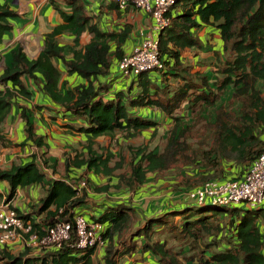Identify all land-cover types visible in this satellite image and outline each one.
Returning a JSON list of instances; mask_svg holds the SVG:
<instances>
[{"label":"trees","instance_id":"1","mask_svg":"<svg viewBox=\"0 0 264 264\" xmlns=\"http://www.w3.org/2000/svg\"><path fill=\"white\" fill-rule=\"evenodd\" d=\"M63 2L71 6L70 12L64 11L56 0H49L62 22L43 35L39 55L30 59L17 46L11 50L10 64L0 74V142L8 143L1 129L8 115L16 112L24 123L25 134L16 145L29 144L31 148L44 150L41 157L32 153L25 161L0 168V182L6 187L0 190V199L8 203L24 226H30L23 234L26 240L35 235L38 242L57 222L65 221L71 224L70 233L74 237L77 214L101 222L107 240L103 264H116L120 254L129 252L128 248L119 251L118 245L135 219L136 210L123 203H106L100 214L88 217L78 212L87 203V194L74 182L92 172L108 178L104 185L96 187L97 191H135L149 174L164 177L165 171L178 165L188 146L184 137L186 125L176 115L184 101L189 100V105L213 106L228 90L237 99V113L230 115L220 110L209 114L211 144L202 148L193 162L183 166L201 162L205 172L210 174L213 170L211 175L219 168L221 178L217 181L240 178L251 160L264 152V0H176L168 12L171 25L158 34L163 67L128 75L118 69L122 74L121 89H115L120 85H116V71L112 69L128 54L121 49L127 31L103 32L92 16L86 14L83 2ZM15 16L8 4L0 3V44L12 29L9 20ZM202 25L217 29L221 46L213 48L214 51L208 42L192 33ZM84 31L91 34V39L78 48ZM65 32L73 33L72 44L57 42V36ZM111 41L117 44L114 51L110 50ZM205 44L208 45L203 48ZM192 47L214 55L210 72L193 71L195 66L204 65V62L196 64L199 60L195 64L183 62L182 52ZM69 76L78 77L79 81L71 84ZM211 76L215 79L210 85ZM179 79L177 86L171 87V80ZM35 94L54 106L28 105ZM43 108L66 113L69 121L62 127L71 135L85 137L80 140V151L77 147L68 151L72 154L65 157L62 167L65 174L56 173L57 163L46 155L51 142L47 143L46 135L35 130L32 109ZM144 108H158L176 120L166 146L162 151L137 146L130 148L126 160L121 155L114 160L108 144L109 138H116L115 133L123 131L126 137H133L157 127L153 119L139 112ZM56 117L50 115L52 120ZM100 137L106 139L99 142ZM229 161H233L236 170L232 176L222 177L224 165ZM127 164L128 170L115 173ZM76 168L80 170L78 178L70 177ZM113 178L115 182L111 184ZM32 186H38L42 193L37 202L28 200L24 208L11 204L17 199L18 190ZM182 200L177 199L173 205L184 204ZM186 200L183 209L171 207L152 215L132 233L143 239L140 246L143 252L154 254L159 264H264L262 203L250 206L244 202L246 209H241L230 205L188 206L194 201L188 196ZM18 244L23 248L16 249L18 252L14 254L13 245ZM2 246L0 259L4 264H93L91 255L95 251L94 247L76 248L74 238L60 248H37L23 241Z\"/></svg>","mask_w":264,"mask_h":264},{"label":"crops","instance_id":"2","mask_svg":"<svg viewBox=\"0 0 264 264\" xmlns=\"http://www.w3.org/2000/svg\"><path fill=\"white\" fill-rule=\"evenodd\" d=\"M56 2L64 11H71V6L63 2V0H56ZM80 2H83L85 4L86 14L92 16V21L96 23L101 31H127L125 40L121 44V49L122 51H124V53H130L132 48L137 45L144 37L157 35L156 31L153 28L154 20L152 19L150 14H148L144 10L137 9L132 6L119 8L115 3H113L112 0H80ZM0 3L8 4L10 9H12L16 13V16L10 18L9 20L13 25L12 29L4 35L3 41L0 44L1 74L3 72V69H5V67L10 64L11 50L16 48L17 46H21L23 48V51L26 53L28 58L35 59L42 49L43 35L51 31L55 25L61 23L62 17L59 12L51 6L49 0H0ZM175 13L176 12L173 11V15ZM192 33L200 36V38L204 42H210L211 39H218L220 41L217 29L210 25H202L198 29L192 30ZM63 38H66L65 41H63ZM73 38V33L65 32L57 36V42L63 45L72 44ZM90 39V33H88L87 31L82 32L78 48L86 45L90 41ZM220 46L221 41L219 42L217 47L213 48L217 49ZM116 47V42L111 41L110 50L114 51ZM189 51H196L197 54L192 57L191 61H186L185 59H183V62L185 64H195L194 62H196V60H199L200 56L201 59L205 57L207 58V60L206 62H204V65L195 66L193 71H209L206 69V67L207 64L212 62L214 55L211 52L201 51L195 47H192L185 49L182 52L181 56L184 58V53H187ZM67 58H70V55H68ZM68 80L71 84H75L79 81V78L75 76H69ZM118 84L119 82L116 81V85ZM1 88L2 85L0 84V89ZM34 104L44 105L48 107L54 106L40 94H35L32 100H30V103H28V105ZM65 114L66 113L62 111H59V113H55L54 111H49L46 108L40 110L32 109V119L35 125V130L37 133L46 135L45 141L47 143L51 142V149L57 148L61 151H69L70 149L68 148H70L71 145L73 147H77V150L79 149L80 151V142L83 141L85 137L83 135H71L70 132H68V129L62 127V125L65 124L68 120ZM50 115L62 117L63 123L62 121H60V119H57V117L55 120H50ZM23 128L24 123L19 117L18 113L13 112L8 115L5 123L2 126L1 133L4 134L6 140L9 141L8 143L0 142V168L4 169L9 167L12 163L17 164L28 159L27 157L23 156L20 151L26 148L28 149L31 146L29 144H27L26 146L16 145L17 143H20L25 137ZM99 142L102 141L99 140ZM77 172H80V170H78L77 168L72 169L69 176H76ZM62 173L65 174L63 169ZM92 174V172L87 173L86 177L92 176ZM147 178L150 181L140 184L138 189L135 191H130L128 189H111L116 193V196L118 195V192L116 191L124 190V201L128 199L127 197L130 195L131 198H136L135 202H106L108 204L123 203L125 205L132 206L136 210V218L133 219L130 226L125 230L126 233L122 238H120L121 244L119 243L118 245L119 251L128 248L129 252L120 254L117 257L116 264H159L154 254L149 251L143 252L140 249V246L143 243V239L137 237L136 235H132V233L135 232V230L140 227L148 217L159 214L171 207H177L173 205L177 202V200H173L170 197V195L174 193V191L171 190L170 187L165 188L166 183H170L168 186L173 184L172 182L167 180V177L164 176L162 178H159L155 176L154 178L149 174ZM107 179L105 180L104 184L106 183ZM163 187L164 190H169H167V192H164V190L161 189ZM0 190H6L5 184L3 182H0ZM106 192L100 193L106 196L108 195V193ZM41 194L42 193L40 192L38 186H32L29 188L18 190L17 199H14L17 200V203L15 204L13 202L14 200H12L11 204L14 206H20V208H24L25 206H27L26 202H28V200H31L35 203L38 201ZM1 202L2 199H0V204ZM90 202L91 199L87 198V203L83 205L78 212L90 217L92 215H97V213L100 214L102 209H104L106 205L105 203L103 207L98 206L97 209L100 210L98 212L90 206ZM99 204L100 203H98V205ZM103 239L104 244L102 246L96 247L94 253L91 255L93 264L104 263L102 256L107 245V240L104 237ZM13 246L22 247L21 244ZM2 247L3 246L0 245V251H2ZM16 247L14 248L15 251L10 250L14 254L18 251H21L18 249V251H16ZM0 264H4L1 259Z\"/></svg>","mask_w":264,"mask_h":264},{"label":"rangeland","instance_id":"3","mask_svg":"<svg viewBox=\"0 0 264 264\" xmlns=\"http://www.w3.org/2000/svg\"><path fill=\"white\" fill-rule=\"evenodd\" d=\"M66 38H63V41H65ZM219 40L217 39H211L208 44L211 46V50L214 51L213 47H217L219 44ZM208 44H205L203 46L206 47ZM206 51V50H202ZM197 54L196 51H189L187 53H184V59L186 61H191L192 57H194ZM199 62H196V64H202V62H206L207 58L203 57L201 59V56L199 57ZM59 63V62H58ZM207 70H212V64H207L206 67ZM116 71L115 73V78L114 81H119L120 86H116L115 89H121L122 86L120 83H122L121 80V72L118 70L117 67H113L112 71ZM209 71V72H210ZM215 77L211 76L209 79V84L211 85ZM171 87L177 86V84L180 82V79L178 81L171 80ZM30 85V83H27ZM189 100L184 101L182 104L181 109H179L176 113L177 116H180L181 122L186 126L185 127V134L184 137L186 138L188 142V146L186 151L182 156L179 157L178 159V165L171 170L168 169L167 171L164 172L165 177H167V180L172 182L173 184L168 186L170 183L165 184V188L170 187L171 190L174 191L170 195V197L173 200L177 199H183L182 202L184 204L177 205L176 209H183L185 206V203L187 202L186 197H187V188L191 186H196L200 185V183H204L206 181H210L207 179L211 180H220L221 178V171L220 169H216L214 172V176L211 175L213 170L210 172L209 171L205 172L203 170V166L201 165L202 163L200 162L199 164H193V165H185L186 163L193 162L196 156L201 152L202 148L208 147L209 144H211V136H209V128L207 127V122L209 121V114L212 112H218L221 110V112L226 111L230 115H233L234 112L237 113V99L231 95V90L226 91L224 94H221V97L216 101V103L213 106H208V105H201L199 103H195L192 105H189ZM189 108V109H188ZM221 108V109H220ZM143 115H148L149 118H152L156 123L157 127L155 129L149 128L145 129L143 131H140L135 134L133 137H126L125 132L123 131H118L117 133L114 134L116 137L115 139H110L109 138V147L111 151H113L115 158L114 160H117L119 156L121 155L122 158L125 160L130 157V148H136L137 146H148L149 148H155L158 151H162L164 147L167 144V140L170 136V133L173 129V126L176 122L175 119H170V117H167L166 114H164L161 110L158 108H144L143 110L139 111ZM55 115V114H54ZM57 119H60L63 123L62 117H57ZM51 120V118H50ZM106 138L105 137H100V140L103 142ZM116 140V141H115ZM33 147V146H32ZM74 148L73 146L70 145L71 149ZM23 149V147H22ZM44 150L40 149H35L33 148H26L20 151V153L27 157L30 158L32 153H37L39 157H41L42 152ZM72 154L71 152L68 151H61L57 148H52L47 152L46 155L50 156V159L52 161H55L57 163V174H63L62 173V167L64 163V159L66 156H69ZM6 156V154H5ZM232 157V156H231ZM231 157L229 159H231ZM41 160V159H40ZM199 162V161H198ZM222 162V161H221ZM183 166V167H182ZM225 174L222 177H229L232 176L236 170L235 164L233 161L227 162L225 165ZM124 170H128V164L120 170H117L115 173H120ZM65 173V172H64ZM50 174V172H49ZM79 172H77L76 176H72V178L77 177ZM207 175V176H205ZM78 178V177H77ZM107 179L106 176L104 175H93L89 177H80V179H77L76 182H74V185L85 190L87 194V198L91 199L90 206L93 207L95 211H100L97 209L98 206L103 207L106 202H123L124 201V194L125 191H116L118 192V195L116 196V193L113 192V190H107L108 195L104 196V194H101L100 191H97L96 187L102 186L104 184L105 180ZM206 180V181H205ZM84 181L85 184L84 186L80 185V182ZM150 181L148 178L146 179L145 182ZM165 181V180H164ZM115 182V178H113V181L110 183L113 184ZM84 187V188H83ZM164 190V187L161 188ZM169 189H165L164 192H167ZM104 196V197H103ZM103 197V198H102ZM124 202H135L136 198H131L129 195ZM15 204L17 203V200L13 201ZM98 203H100L98 205ZM190 205L188 206H198L195 203H188ZM264 205V202L262 203ZM209 205V204H208ZM184 206V207H183ZM244 206L246 204L244 202H238V203H233L229 207L233 208H241V209H246ZM89 207V208H91ZM99 214V213H97ZM136 218V216H135ZM227 221H225L226 223ZM22 247H16V249H20Z\"/></svg>","mask_w":264,"mask_h":264},{"label":"built area","instance_id":"4","mask_svg":"<svg viewBox=\"0 0 264 264\" xmlns=\"http://www.w3.org/2000/svg\"><path fill=\"white\" fill-rule=\"evenodd\" d=\"M119 8L128 6L144 10L154 20L153 28L156 36H146L131 52L124 55L117 62L118 69L123 74H137L153 68H162L159 58L158 34L171 25V16L168 12L176 0H112ZM85 182H80L84 186ZM187 196L197 205H231L245 202L256 206L264 202V152L256 155L250 162L248 169L240 178L222 181L210 180L191 188ZM75 236L70 233L71 224L67 221L57 222L48 230L46 236L38 242L33 235L27 240L23 234L29 231L30 226H24L22 219L17 217L14 210L4 201L0 204V244L22 242L37 248L61 247L74 238V245L78 249L96 248L104 244L103 224L98 221H89L82 214L74 216ZM22 240V241H21Z\"/></svg>","mask_w":264,"mask_h":264}]
</instances>
